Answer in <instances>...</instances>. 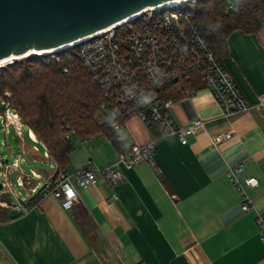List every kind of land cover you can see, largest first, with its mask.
Segmentation results:
<instances>
[{"label": "crops", "instance_id": "crops-1", "mask_svg": "<svg viewBox=\"0 0 264 264\" xmlns=\"http://www.w3.org/2000/svg\"><path fill=\"white\" fill-rule=\"evenodd\" d=\"M226 42L222 58L251 102L249 109L224 117L210 93L200 89L188 102L175 99L171 113L178 125L200 116L205 126L186 143L176 134L158 137L153 159L159 172L147 162L122 168L118 182L99 179L77 187L70 208L53 195L41 197L22 215L0 207V264H264L255 221L257 214H264V114L255 105L264 100V23L254 32L233 30ZM112 131L114 140L75 139L81 145L73 147L62 167L27 124L17 132L0 117L8 154H0V180L10 182L8 196L35 202L30 188L39 190L57 166L73 171L87 158L106 165L123 148L160 134L158 127H146L136 116ZM222 131L231 136L213 143L209 136ZM13 155L9 162L7 156ZM23 162L52 167L26 171ZM237 164H243V175L256 178V184L243 186L251 206L245 211L242 193L227 174ZM31 171L39 177H31L30 185H18L17 177Z\"/></svg>", "mask_w": 264, "mask_h": 264}, {"label": "built area", "instance_id": "built-area-1", "mask_svg": "<svg viewBox=\"0 0 264 264\" xmlns=\"http://www.w3.org/2000/svg\"><path fill=\"white\" fill-rule=\"evenodd\" d=\"M193 1L177 0L172 4L146 7L130 21L124 19L70 46H76L84 66L97 83L101 93L99 106L112 129H118L128 117L136 116L146 127L157 125L160 134L123 148L116 160L106 165H97L87 158L73 171L57 166L53 174L43 179L39 190L37 186L30 188L35 202L28 197L11 200L8 196L10 182L4 177L0 180V207L12 208L17 215H22L41 197L53 195L64 208H70L77 200V187L84 188L99 179L118 182L123 179L122 168L147 162L159 172L153 159L158 137L176 134L181 143H186L188 136L205 126L200 116L178 125L171 113L175 96H180L178 101L188 102L196 91L205 89L224 117L252 106L184 4ZM255 105L264 114V100H258ZM0 117L4 123H13L17 132L21 131L23 122L17 111L2 97ZM230 136L229 131H222L209 138L217 144ZM89 139L84 137L83 141ZM227 174L234 188L242 193L241 209H250L243 186L256 184V178L243 175V164L229 167ZM31 177H39V174L31 171L30 176H18L17 184L30 185ZM255 221L264 244V214H257Z\"/></svg>", "mask_w": 264, "mask_h": 264}, {"label": "trees", "instance_id": "trees-1", "mask_svg": "<svg viewBox=\"0 0 264 264\" xmlns=\"http://www.w3.org/2000/svg\"><path fill=\"white\" fill-rule=\"evenodd\" d=\"M184 4L218 57L227 52L230 32H254L264 23L263 0H194ZM5 90L10 91L9 96L4 95ZM0 97L12 105L62 167L73 151L71 137L99 135L114 140L109 122L99 123L94 117L101 93L76 46L51 57L31 52L22 60L0 66Z\"/></svg>", "mask_w": 264, "mask_h": 264}, {"label": "water", "instance_id": "water-1", "mask_svg": "<svg viewBox=\"0 0 264 264\" xmlns=\"http://www.w3.org/2000/svg\"><path fill=\"white\" fill-rule=\"evenodd\" d=\"M174 1L0 0V61L29 51L47 54L66 49L60 47L124 19L130 21L146 7Z\"/></svg>", "mask_w": 264, "mask_h": 264}, {"label": "rangeland", "instance_id": "rangeland-1", "mask_svg": "<svg viewBox=\"0 0 264 264\" xmlns=\"http://www.w3.org/2000/svg\"><path fill=\"white\" fill-rule=\"evenodd\" d=\"M68 48H70V47H68ZM48 54H49L50 57H51V56H53L54 52H49ZM48 54H46V55H48ZM26 56H27V55H26ZM26 56H22V57H18V58H11V59H9V60L4 61L0 66L9 63V61L12 62L13 60H22V59H24ZM222 61L224 62L223 58H222ZM224 64H225V63H224ZM225 66H226V65H225ZM226 68H227V66H226ZM227 69H228V68H227ZM4 95L9 96V95H10V91H9V90H5ZM0 99H1V98H0ZM3 99H4V98H3ZM99 102H100V101H99ZM10 105H11V104H10ZM11 106H12V105H11ZM98 108H99V109L96 110V112H95V114H94V117H95V119L100 123V122H103V121H104V111H103L102 109H100V106H98ZM92 137H93V138H91L92 140L95 139V140H103V141H104V137H100L99 135H93ZM70 140H71V143H72V145H73V147H74V150L77 149V146H78V145H81V144H80V141L77 142V141L75 140V137H71ZM2 141H3V134L0 132V154H1V156H2V155H5V154L8 155V154L5 152V142L2 143ZM81 142H83V141H81ZM74 150H73V152H74ZM39 152H40V157H41V154H42L41 149H40ZM77 156H78V155H77ZM14 157H15V155H13V156H11V157L7 156L9 162H11L12 160H14ZM41 158H42V157H41ZM29 163H30V162H29ZM22 164H23V166H24V168H25L26 171H29L31 167H32V168H35V169H41V168H43V167H44V168H51V167H52L51 165L45 164L44 162H33V163H30V164H28L27 162H23ZM2 175H3V170H0V177H1ZM10 179H11V181H12L13 183H15V174H11ZM17 189H18V188H17Z\"/></svg>", "mask_w": 264, "mask_h": 264}, {"label": "bare ground", "instance_id": "bare-ground-1", "mask_svg": "<svg viewBox=\"0 0 264 264\" xmlns=\"http://www.w3.org/2000/svg\"><path fill=\"white\" fill-rule=\"evenodd\" d=\"M178 1H183V0H178ZM174 2H177V1H174ZM173 2H167V3H165V4H163V5H166V4H172ZM119 22H122V21H119ZM72 45V42L71 43H68L67 45H64V46H62V47H60V48H64V47H69V46H71ZM47 51H50V50H47ZM35 53V52H39V51H29L28 53L30 54V53ZM44 52V51H43ZM28 53H25V54H23V55H20V56H15V57H8V58H6V59H4V60H1L0 61V65L4 62V61H6V60H9V59H11V58H18V57H22V56H26V55H28Z\"/></svg>", "mask_w": 264, "mask_h": 264}]
</instances>
